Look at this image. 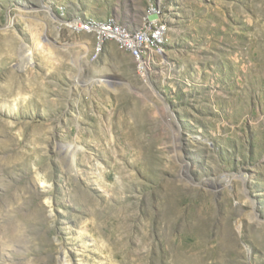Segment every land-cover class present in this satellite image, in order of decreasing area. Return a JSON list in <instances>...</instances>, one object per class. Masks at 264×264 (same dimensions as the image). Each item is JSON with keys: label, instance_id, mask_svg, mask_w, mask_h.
<instances>
[{"label": "rangeland", "instance_id": "obj_1", "mask_svg": "<svg viewBox=\"0 0 264 264\" xmlns=\"http://www.w3.org/2000/svg\"><path fill=\"white\" fill-rule=\"evenodd\" d=\"M0 264H264V0H0Z\"/></svg>", "mask_w": 264, "mask_h": 264}, {"label": "bare ground", "instance_id": "obj_2", "mask_svg": "<svg viewBox=\"0 0 264 264\" xmlns=\"http://www.w3.org/2000/svg\"><path fill=\"white\" fill-rule=\"evenodd\" d=\"M153 8L159 10L156 5H150L145 15L144 23L142 22L143 25L138 28H132L130 25L123 24L118 21V19H115L113 17L102 20L95 18L70 19L68 17H65L64 13L62 12V14H60L61 16L59 20L61 22V26L67 28L72 33L91 36L95 40L97 52H100L108 42L116 43L120 49L127 51L134 59L138 72L140 74H144V71H146V62L149 56V52L154 54L158 50H160L162 46L165 45L167 37V26L159 25L161 23H159V21L157 20L161 15L160 12L155 18L156 20L151 22ZM60 10L64 11V7H61ZM49 11L51 10L49 9ZM73 23L78 25V27H73ZM117 27L118 30L121 31L122 36L127 37L128 40L138 41L143 38V41H138V49H142L143 57L137 50V47L132 46L129 42H124V39L115 36L114 32H104V39H106L107 41H102V35L100 34V31L116 30ZM203 186L208 188L210 187L212 192H219L222 189V186L218 182L215 183L207 181Z\"/></svg>", "mask_w": 264, "mask_h": 264}, {"label": "built area", "instance_id": "obj_3", "mask_svg": "<svg viewBox=\"0 0 264 264\" xmlns=\"http://www.w3.org/2000/svg\"><path fill=\"white\" fill-rule=\"evenodd\" d=\"M161 12V10H156V8H153V13H152V20L155 19L158 16V13ZM151 20V21H152ZM65 22V20H64ZM73 27H78V25H76L75 23H73ZM104 32H114L115 36L121 37L124 39V42H129L132 46L137 47V50L141 53L142 57H143V52L142 49H138V41H143V38H141L138 41H131L128 40L127 37L122 36L121 31L118 30V27L116 30H107V31H100V34L102 35V41H107L106 39H104ZM153 47V46H151ZM145 72V71H144ZM148 75V74H147ZM148 80H149V75H148Z\"/></svg>", "mask_w": 264, "mask_h": 264}]
</instances>
